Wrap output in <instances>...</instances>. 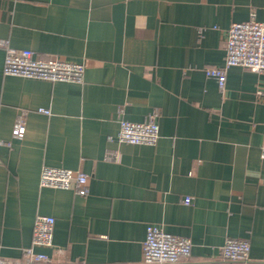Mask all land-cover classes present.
<instances>
[{"label":"crops","instance_id":"obj_1","mask_svg":"<svg viewBox=\"0 0 264 264\" xmlns=\"http://www.w3.org/2000/svg\"><path fill=\"white\" fill-rule=\"evenodd\" d=\"M251 14L264 23V0H0L9 48L84 65L81 83L8 76L0 48V264L21 263L40 215L51 264H141L149 225L191 242L179 264L219 263L227 239L264 261V72L230 67L223 90L205 74ZM153 113L155 145L116 140ZM45 167L83 173L86 194L41 187Z\"/></svg>","mask_w":264,"mask_h":264},{"label":"built area","instance_id":"obj_2","mask_svg":"<svg viewBox=\"0 0 264 264\" xmlns=\"http://www.w3.org/2000/svg\"><path fill=\"white\" fill-rule=\"evenodd\" d=\"M0 48L4 49L5 57L3 73L27 79L48 82L81 83L84 65L58 58H41L29 50L9 48L4 40H0ZM225 54L223 64L218 68H209L205 74L214 78L219 89L223 90L226 82V70L230 67H241L254 73L264 72V23L255 20L254 14L242 23H233L226 31ZM257 94L262 95L261 91ZM39 113L48 114L43 109ZM23 112L16 120L12 136L21 138L25 132ZM157 113L150 114L140 123L121 120L116 140L122 144L153 146L159 138V127L156 123ZM4 143L0 140V146ZM260 157L264 159V138L260 146ZM41 187H50L74 191L84 196L87 192V176L60 168H43L39 177ZM189 204V198L183 200ZM55 220L50 216H37L32 229L31 247L22 253L20 264H51V259L36 248L52 246L53 226ZM191 242L187 238L165 233L154 225L146 228L143 242L141 264H179L190 255ZM250 245L244 239H227L220 250V262L214 264H264L251 263L249 258ZM6 264V263H5Z\"/></svg>","mask_w":264,"mask_h":264}]
</instances>
